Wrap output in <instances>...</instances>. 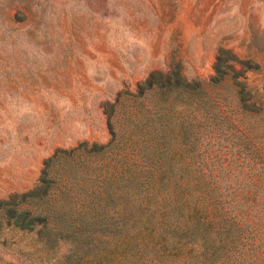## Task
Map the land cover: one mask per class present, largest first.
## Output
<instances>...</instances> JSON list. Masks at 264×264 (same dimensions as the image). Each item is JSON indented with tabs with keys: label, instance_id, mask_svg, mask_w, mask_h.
Segmentation results:
<instances>
[{
	"label": "trees",
	"instance_id": "1",
	"mask_svg": "<svg viewBox=\"0 0 264 264\" xmlns=\"http://www.w3.org/2000/svg\"><path fill=\"white\" fill-rule=\"evenodd\" d=\"M235 62L221 50L207 82L155 71L121 92L107 143L57 150L0 202V244L29 264H243L244 214L264 205V82Z\"/></svg>",
	"mask_w": 264,
	"mask_h": 264
},
{
	"label": "rangeland",
	"instance_id": "2",
	"mask_svg": "<svg viewBox=\"0 0 264 264\" xmlns=\"http://www.w3.org/2000/svg\"><path fill=\"white\" fill-rule=\"evenodd\" d=\"M221 50L262 86L264 0H0V202L33 189L57 150L107 143L121 92L155 71L207 82ZM260 219L264 205L247 208L243 264H264ZM0 264L29 263L0 244Z\"/></svg>",
	"mask_w": 264,
	"mask_h": 264
}]
</instances>
